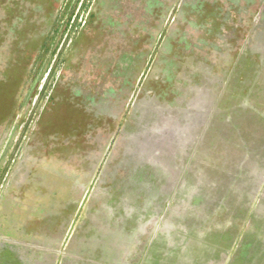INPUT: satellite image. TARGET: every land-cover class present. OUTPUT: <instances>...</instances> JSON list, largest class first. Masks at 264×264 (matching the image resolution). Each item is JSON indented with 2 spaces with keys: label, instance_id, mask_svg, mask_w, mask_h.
<instances>
[{
  "label": "rangeland",
  "instance_id": "rangeland-1",
  "mask_svg": "<svg viewBox=\"0 0 264 264\" xmlns=\"http://www.w3.org/2000/svg\"><path fill=\"white\" fill-rule=\"evenodd\" d=\"M0 264H264V0H0Z\"/></svg>",
  "mask_w": 264,
  "mask_h": 264
}]
</instances>
